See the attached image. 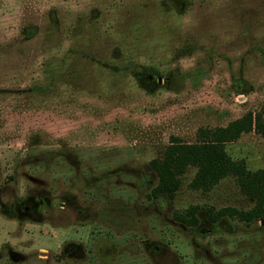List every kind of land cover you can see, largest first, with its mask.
I'll list each match as a JSON object with an SVG mask.
<instances>
[{"label":"rangeland","instance_id":"374dc122","mask_svg":"<svg viewBox=\"0 0 264 264\" xmlns=\"http://www.w3.org/2000/svg\"><path fill=\"white\" fill-rule=\"evenodd\" d=\"M247 113L224 149L264 171V0H0V264H264L234 177L151 195L173 139Z\"/></svg>","mask_w":264,"mask_h":264},{"label":"trees","instance_id":"16d2710c","mask_svg":"<svg viewBox=\"0 0 264 264\" xmlns=\"http://www.w3.org/2000/svg\"><path fill=\"white\" fill-rule=\"evenodd\" d=\"M261 116L252 113L230 122L225 127L201 129L199 141L195 144H184L173 139L167 146L162 159H153L151 168L155 171L158 183L151 195L155 198L161 194L172 195L180 188V176L188 167H195L196 172L189 186L192 190L209 191L221 180L234 177L240 191L254 199V206L245 212L233 211L242 221L254 222L264 217V171H248L243 161H233L225 151V145L237 141L243 134L253 129H261ZM228 209L217 212L208 211V218L215 222L225 216ZM197 208L186 211V216L180 214L178 221L186 225H195Z\"/></svg>","mask_w":264,"mask_h":264},{"label":"flooded vegetation","instance_id":"af4514ba","mask_svg":"<svg viewBox=\"0 0 264 264\" xmlns=\"http://www.w3.org/2000/svg\"><path fill=\"white\" fill-rule=\"evenodd\" d=\"M72 249H74V248H72Z\"/></svg>","mask_w":264,"mask_h":264}]
</instances>
